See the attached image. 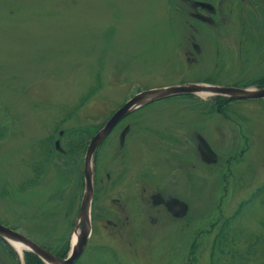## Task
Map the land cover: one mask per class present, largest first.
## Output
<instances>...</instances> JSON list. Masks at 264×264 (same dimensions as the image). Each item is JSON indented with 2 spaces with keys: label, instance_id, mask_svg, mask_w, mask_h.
<instances>
[{
  "label": "rangeland",
  "instance_id": "1",
  "mask_svg": "<svg viewBox=\"0 0 264 264\" xmlns=\"http://www.w3.org/2000/svg\"><path fill=\"white\" fill-rule=\"evenodd\" d=\"M176 1L0 0V223L51 249H69L84 154L76 164L56 151L49 158L47 146L60 130L100 125L139 91L203 77L231 83L262 76L264 44L252 42L260 30H246L249 8L218 6L214 28L199 24L197 36L188 17L195 11L183 8L191 27L186 25V32L181 16L170 10ZM192 35L202 49L199 61ZM231 38L240 42L239 53ZM188 56L198 64L188 63ZM98 73L101 89L82 104ZM196 97H168L127 116L132 128L123 150L121 126L109 135L95 158L97 184H108V190L96 198L93 234L78 264H211V257L219 258L211 255L218 232L211 226L255 190L264 191V99L233 101L224 117L197 100L211 96ZM175 131L187 138L183 153L171 148L185 144ZM158 134L165 137L155 141ZM199 137L217 155L216 164L197 153ZM182 161L185 168L173 174ZM36 162L43 163L45 174L24 189ZM149 167L155 168L147 178L152 182L142 194L139 176ZM151 188L184 201L186 216L165 207L143 209L142 203L151 206ZM262 208L255 202L235 218L232 229L239 240L252 232L264 237ZM262 250L259 245L256 255ZM254 260L255 255L249 264ZM0 264H14L2 244Z\"/></svg>",
  "mask_w": 264,
  "mask_h": 264
},
{
  "label": "water",
  "instance_id": "2",
  "mask_svg": "<svg viewBox=\"0 0 264 264\" xmlns=\"http://www.w3.org/2000/svg\"><path fill=\"white\" fill-rule=\"evenodd\" d=\"M201 91H207L214 93L216 95L235 98V99H261L264 98V88L259 90H247L239 88H228V87H212L204 86L198 84H185L180 86H171L161 89H153L144 91L137 94L124 105H122L118 110H116L105 125L92 137L91 141L85 152L84 166H83V177H84V193L81 200L80 212L78 219L76 221V226L78 222L81 223L80 232L77 234L75 242L72 244L71 252L69 256L65 259H60L49 253L42 247L33 243L26 237L4 227L0 224V236L6 240L12 241L23 245L37 255L47 264H73L77 258L82 254L85 244L91 233L90 225V205L93 196V186H92V155L98 145L103 141V139L108 135L112 128L119 122L124 116L134 111L135 109L142 107L152 101L168 97L177 94L186 93H197Z\"/></svg>",
  "mask_w": 264,
  "mask_h": 264
},
{
  "label": "trees",
  "instance_id": "3",
  "mask_svg": "<svg viewBox=\"0 0 264 264\" xmlns=\"http://www.w3.org/2000/svg\"><path fill=\"white\" fill-rule=\"evenodd\" d=\"M102 79L100 74L96 75L95 85H92L84 97L81 98L82 104L85 103L88 99H90L93 95L98 93V91L102 87ZM213 102L212 109L214 110L215 106L223 113L226 105L228 104V100L222 97H214L211 100ZM99 126V125H97ZM96 126V128H97ZM93 128H76L71 129L70 134H68L67 139L70 143L73 144L74 150L78 153V151L83 150L86 146L88 138L92 132ZM4 131L0 128V140L3 136ZM264 191L259 189L255 191L250 199L247 201H242L238 204V208L235 212H233L230 216L218 219L213 225L212 228L218 227V232L215 234L213 242H212V251L211 255L214 256L218 254V259L214 261V258L211 257V264H218L220 260L223 263L228 264H249L252 262V258L255 255V260L253 264H264V243L262 242V236L260 234L251 233L249 238H244L243 240H239L237 236L239 233L232 229V224L237 216L240 218L241 211L244 207H247V204L253 203L255 199L258 197H262ZM264 203V200H262ZM238 226V225H237ZM4 243V242H3ZM258 243L263 244V250L260 256L256 255L258 252ZM7 247L9 251V255L13 260L14 264H19L17 261V256L12 251L7 244H3ZM67 245L59 250H54L58 257H64L67 251ZM193 249H196V245H193ZM259 254V253H258ZM25 264H43L41 260H39L34 254L26 252L24 255Z\"/></svg>",
  "mask_w": 264,
  "mask_h": 264
},
{
  "label": "flooded vegetation",
  "instance_id": "4",
  "mask_svg": "<svg viewBox=\"0 0 264 264\" xmlns=\"http://www.w3.org/2000/svg\"><path fill=\"white\" fill-rule=\"evenodd\" d=\"M232 1L234 2V4H237V0H232ZM257 1L258 0H241L242 4L245 7L250 8V9H256L257 8V5H258ZM206 3H209L210 5H212V9L211 10L206 9V8H202V7L198 6L197 4H195V5H193V7H194L193 9L195 10V12L191 13V15L194 18H196L201 23L212 24V23H214V21H213L212 17L208 14V12L214 14L216 12V9H215V6L211 2L206 1ZM224 3H227V2L225 0H218L217 5L218 6H222ZM262 36H263L262 39L257 40V39L261 38ZM252 38L254 39V40H252V42L264 44V35L252 36ZM191 45H192V48L194 50H196L197 56H200L201 53H202L201 47L198 46L193 41H191ZM186 61H188L189 63H191V62L192 63H196L197 62V58L195 56H193L192 58L187 57ZM216 84H218V83H216ZM125 128H128L126 132H128V130H129L128 125H125L123 130H122V132L120 133L121 144L123 143V140H124V136H122V133H123ZM175 149H177V148H175ZM179 150L180 151L183 150V145H180ZM209 155L212 156L211 153ZM152 173H154V169L150 168L148 175L152 174ZM107 178H108V176H107ZM149 198L152 200V204L154 206L162 207V208L165 207L169 211L174 210V213H173L174 216H179V217L186 216L185 214L187 213V205L185 203H183L181 200H178L176 197H168L167 196L165 198L162 193L156 192V193H151L149 195ZM175 207H176V210L174 209ZM122 210H124V207H123ZM112 224H113V226L116 225L115 223H112Z\"/></svg>",
  "mask_w": 264,
  "mask_h": 264
},
{
  "label": "bare ground",
  "instance_id": "5",
  "mask_svg": "<svg viewBox=\"0 0 264 264\" xmlns=\"http://www.w3.org/2000/svg\"><path fill=\"white\" fill-rule=\"evenodd\" d=\"M74 240H75V238H74ZM15 247H16L19 251L21 250V248H20L19 245H16Z\"/></svg>",
  "mask_w": 264,
  "mask_h": 264
}]
</instances>
